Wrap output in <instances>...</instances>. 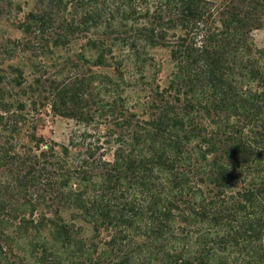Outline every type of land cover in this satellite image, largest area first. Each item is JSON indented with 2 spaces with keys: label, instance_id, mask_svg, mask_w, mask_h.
Returning <instances> with one entry per match:
<instances>
[{
  "label": "trees",
  "instance_id": "obj_1",
  "mask_svg": "<svg viewBox=\"0 0 264 264\" xmlns=\"http://www.w3.org/2000/svg\"><path fill=\"white\" fill-rule=\"evenodd\" d=\"M30 1L0 83V264H264V0Z\"/></svg>",
  "mask_w": 264,
  "mask_h": 264
},
{
  "label": "rangeland",
  "instance_id": "obj_2",
  "mask_svg": "<svg viewBox=\"0 0 264 264\" xmlns=\"http://www.w3.org/2000/svg\"><path fill=\"white\" fill-rule=\"evenodd\" d=\"M207 1L221 3L223 0ZM32 7L33 3L30 0H0V72L5 76V78H1L0 83L9 85L16 83L15 79L18 74L15 73V69L22 68V62L17 58H10V55H13L12 42L23 38V33L17 26ZM252 37L258 47L264 48V24L262 28L253 32ZM158 57L164 62L159 78L160 83L165 85L171 70L167 52L159 51ZM43 120L45 127L40 130V133L46 139L54 140L58 143H67L71 130L75 128L73 121L55 116L50 112L43 116ZM8 135L9 133L5 134V136Z\"/></svg>",
  "mask_w": 264,
  "mask_h": 264
}]
</instances>
